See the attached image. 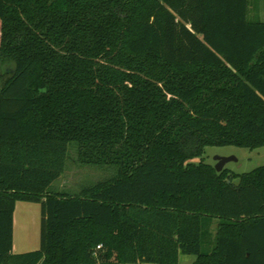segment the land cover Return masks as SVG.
<instances>
[{
	"label": "trees",
	"instance_id": "trees-1",
	"mask_svg": "<svg viewBox=\"0 0 264 264\" xmlns=\"http://www.w3.org/2000/svg\"><path fill=\"white\" fill-rule=\"evenodd\" d=\"M251 1L0 0V264H264V166L193 162L264 147ZM72 147L116 175L51 191ZM18 202L38 250L14 252Z\"/></svg>",
	"mask_w": 264,
	"mask_h": 264
},
{
	"label": "rangeland",
	"instance_id": "rangeland-1",
	"mask_svg": "<svg viewBox=\"0 0 264 264\" xmlns=\"http://www.w3.org/2000/svg\"><path fill=\"white\" fill-rule=\"evenodd\" d=\"M250 21L264 20V0H253L249 6ZM235 157L237 161L228 163L224 170L233 183L238 184L243 174L264 166V147L249 150L238 147H208L202 158L194 159L198 164L203 162L215 168V157ZM223 170V171H224ZM116 175L114 170L101 166L84 165L78 160L74 147L70 149L66 172L54 182L51 191L78 194L83 188L110 179ZM14 252L26 253L40 249L42 238V205L34 202H18L15 209ZM192 258V259H191ZM186 259L195 260L194 256L182 257L181 264H189Z\"/></svg>",
	"mask_w": 264,
	"mask_h": 264
},
{
	"label": "water",
	"instance_id": "water-1",
	"mask_svg": "<svg viewBox=\"0 0 264 264\" xmlns=\"http://www.w3.org/2000/svg\"><path fill=\"white\" fill-rule=\"evenodd\" d=\"M215 161H216L215 169L218 173H221L228 163H230L232 161H237V159L235 157L217 156V157H215Z\"/></svg>",
	"mask_w": 264,
	"mask_h": 264
},
{
	"label": "crops",
	"instance_id": "crops-1",
	"mask_svg": "<svg viewBox=\"0 0 264 264\" xmlns=\"http://www.w3.org/2000/svg\"><path fill=\"white\" fill-rule=\"evenodd\" d=\"M182 257H184V256H182ZM182 257H181V260H182ZM195 260H196V258H195ZM195 260L186 259V261H189V264H193Z\"/></svg>",
	"mask_w": 264,
	"mask_h": 264
},
{
	"label": "built area",
	"instance_id": "built-area-1",
	"mask_svg": "<svg viewBox=\"0 0 264 264\" xmlns=\"http://www.w3.org/2000/svg\"><path fill=\"white\" fill-rule=\"evenodd\" d=\"M101 248V245L100 246H98V249H100Z\"/></svg>",
	"mask_w": 264,
	"mask_h": 264
}]
</instances>
